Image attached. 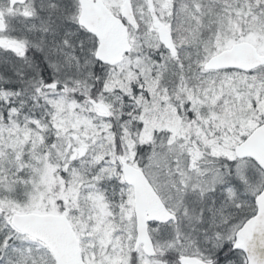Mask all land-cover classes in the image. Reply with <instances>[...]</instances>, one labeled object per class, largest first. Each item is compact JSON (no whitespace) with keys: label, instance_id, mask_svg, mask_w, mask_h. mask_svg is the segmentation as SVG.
<instances>
[{"label":"snow or ice","instance_id":"6c2138e0","mask_svg":"<svg viewBox=\"0 0 264 264\" xmlns=\"http://www.w3.org/2000/svg\"><path fill=\"white\" fill-rule=\"evenodd\" d=\"M0 264H264V0H0Z\"/></svg>","mask_w":264,"mask_h":264}]
</instances>
